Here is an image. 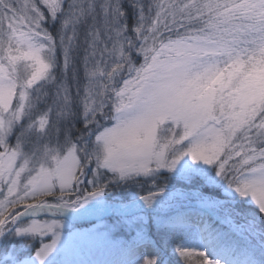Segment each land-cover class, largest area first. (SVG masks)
Instances as JSON below:
<instances>
[{
    "label": "snow or ice",
    "instance_id": "6c2138e0",
    "mask_svg": "<svg viewBox=\"0 0 264 264\" xmlns=\"http://www.w3.org/2000/svg\"><path fill=\"white\" fill-rule=\"evenodd\" d=\"M0 264H264V0H0Z\"/></svg>",
    "mask_w": 264,
    "mask_h": 264
}]
</instances>
